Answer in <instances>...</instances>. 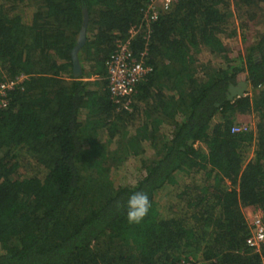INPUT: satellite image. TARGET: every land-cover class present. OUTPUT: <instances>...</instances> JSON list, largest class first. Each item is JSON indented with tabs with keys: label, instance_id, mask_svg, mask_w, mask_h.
I'll use <instances>...</instances> for the list:
<instances>
[{
	"label": "trees",
	"instance_id": "16d2710c",
	"mask_svg": "<svg viewBox=\"0 0 264 264\" xmlns=\"http://www.w3.org/2000/svg\"><path fill=\"white\" fill-rule=\"evenodd\" d=\"M148 2L0 0V82L26 77L0 109V264H261L243 209L264 213V0H173L147 28ZM234 5L260 32L233 56ZM132 27L151 71L124 109L106 63Z\"/></svg>",
	"mask_w": 264,
	"mask_h": 264
},
{
	"label": "built area",
	"instance_id": "2783aa9c",
	"mask_svg": "<svg viewBox=\"0 0 264 264\" xmlns=\"http://www.w3.org/2000/svg\"><path fill=\"white\" fill-rule=\"evenodd\" d=\"M172 3L173 0H149L143 12L145 26L148 28L150 23L156 21L160 15L171 8ZM137 33L138 29L132 27L128 31L127 40L118 42L117 51L106 63L107 89L110 99L114 104L124 109L128 106V99L134 93L136 84L151 71L143 59L145 54H142L139 59H135L132 56L129 41ZM25 79L26 77L21 75L13 79H4L0 82V109L7 105V93ZM251 128L250 125L237 123L231 131L232 133H242L250 131ZM243 215L249 232L245 238V247L252 253L257 254L261 264H264V213L259 208H250ZM177 264H201V262L188 258Z\"/></svg>",
	"mask_w": 264,
	"mask_h": 264
},
{
	"label": "rangeland",
	"instance_id": "374dc122",
	"mask_svg": "<svg viewBox=\"0 0 264 264\" xmlns=\"http://www.w3.org/2000/svg\"><path fill=\"white\" fill-rule=\"evenodd\" d=\"M252 12V10L250 11ZM232 13L236 19L238 30L236 36L233 38L225 40V45L230 50V54L233 56L237 54L239 51H242L246 46V40L248 39L251 41L256 40L257 34L260 32L259 26H253V23L246 22L243 8L240 5H234L232 7ZM243 20H245L246 26L244 27L241 23ZM243 38H246V40H243ZM237 123L247 124V125H253L252 124V117L251 116H242L238 117ZM252 127V126H251Z\"/></svg>",
	"mask_w": 264,
	"mask_h": 264
},
{
	"label": "clouds",
	"instance_id": "9594fccd",
	"mask_svg": "<svg viewBox=\"0 0 264 264\" xmlns=\"http://www.w3.org/2000/svg\"><path fill=\"white\" fill-rule=\"evenodd\" d=\"M123 214L130 224H139L151 207L149 197L146 193L135 191L131 193L127 201L122 205Z\"/></svg>",
	"mask_w": 264,
	"mask_h": 264
},
{
	"label": "water",
	"instance_id": "95a60500",
	"mask_svg": "<svg viewBox=\"0 0 264 264\" xmlns=\"http://www.w3.org/2000/svg\"><path fill=\"white\" fill-rule=\"evenodd\" d=\"M87 19H88L87 15L86 13H84L83 24L79 32L78 41L71 54L74 78H79L81 76V69H80L77 53L79 49L84 45V42H85V31L87 27ZM246 91H247V85L245 83H239L237 86H229L227 99L232 100L233 98H236V97L237 98L244 97L246 94Z\"/></svg>",
	"mask_w": 264,
	"mask_h": 264
},
{
	"label": "crops",
	"instance_id": "0c3cea01",
	"mask_svg": "<svg viewBox=\"0 0 264 264\" xmlns=\"http://www.w3.org/2000/svg\"><path fill=\"white\" fill-rule=\"evenodd\" d=\"M249 209H250V207H245V208L243 209V213L248 212Z\"/></svg>",
	"mask_w": 264,
	"mask_h": 264
}]
</instances>
